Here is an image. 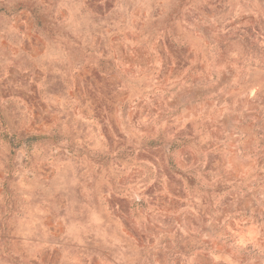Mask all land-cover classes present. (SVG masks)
Returning a JSON list of instances; mask_svg holds the SVG:
<instances>
[{"label": "rangeland", "instance_id": "374dc122", "mask_svg": "<svg viewBox=\"0 0 264 264\" xmlns=\"http://www.w3.org/2000/svg\"><path fill=\"white\" fill-rule=\"evenodd\" d=\"M0 264H264V0H0Z\"/></svg>", "mask_w": 264, "mask_h": 264}]
</instances>
